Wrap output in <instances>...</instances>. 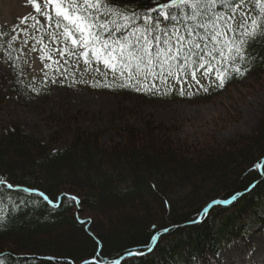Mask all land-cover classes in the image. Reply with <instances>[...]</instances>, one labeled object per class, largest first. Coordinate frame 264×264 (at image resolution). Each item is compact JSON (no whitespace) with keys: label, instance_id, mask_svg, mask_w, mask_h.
Masks as SVG:
<instances>
[{"label":"trees","instance_id":"trees-1","mask_svg":"<svg viewBox=\"0 0 264 264\" xmlns=\"http://www.w3.org/2000/svg\"><path fill=\"white\" fill-rule=\"evenodd\" d=\"M156 1L116 3L144 14ZM41 33L44 43L50 40L44 30L36 32V36L39 38ZM248 52V64L264 74V36L252 42ZM234 74L229 72L223 87L228 88ZM113 87L118 88L114 83ZM27 91L29 82L15 72L14 79L0 93V109L8 97L18 98ZM152 126L148 133L152 131L156 138L139 140L132 132L122 133L123 137L119 133L126 145L112 147L101 146L102 131H76L55 152L52 147L59 138L38 140L19 127L0 128V180L4 182L0 184V264H76L73 259L61 257L81 258L87 254L80 239L62 237L64 241L56 243L55 238H41L67 224L79 226L72 221L75 201L65 195L76 198L80 208L104 212V216L121 205L135 203L143 204L137 208L139 211L156 208L162 214L173 212L156 223L146 224L138 217L118 221L102 240L90 237L98 263H112L128 253H144L154 238L168 229L151 253L126 258L121 264H213L224 245L246 233L242 221L246 213L251 212L254 220H259L257 225L264 229V164L261 174L258 170L264 159V121L254 138L227 146L213 161L198 154L195 161L188 160L182 152L186 147L180 148L163 135L168 129ZM233 174L237 178L232 179ZM256 182L249 193L228 206H213L196 222L208 205L242 194ZM70 185L77 186V191L68 189ZM17 187L40 191L53 205L36 195L14 191ZM65 189L76 194L64 192ZM60 196H64L62 203L56 207ZM44 253L49 255H38Z\"/></svg>","mask_w":264,"mask_h":264},{"label":"rangeland","instance_id":"rangeland-1","mask_svg":"<svg viewBox=\"0 0 264 264\" xmlns=\"http://www.w3.org/2000/svg\"><path fill=\"white\" fill-rule=\"evenodd\" d=\"M25 15H36L28 0H0V32L7 34L5 40L10 37L13 29L19 30L23 27L16 25V20ZM31 43L29 41V45L24 47L23 57L17 58L20 54L15 48L12 50V57L13 61L27 67L29 78L40 81L39 79H43L50 70L45 68L49 61L45 59L42 62L39 49L37 48L36 52L30 50ZM59 57L53 56V59L59 60ZM19 66L22 67L20 64ZM246 66L249 70L244 75H238V79L228 88L213 92H207L213 82L210 75L204 78L198 73L201 83L198 85L188 78L190 83L184 85L183 90L190 94L181 96L180 85L171 87L166 95L136 91L132 88L126 91L106 88L105 82L112 79L105 77L104 73L109 70L102 63L93 62L90 66L93 69L84 71L83 60L79 63H76L75 59L67 64L60 62V71L53 74L43 90L38 89L39 94L28 92L18 98L8 97L0 109V128L19 127L38 140L59 138L52 147L55 152L67 141L69 135L76 131H102L101 146L112 147L114 144L126 145L120 139L119 133L122 135L124 132H132L139 140L156 138L157 135L152 131L148 133V127L153 128L154 125L168 129L163 135L180 148L186 147L182 152L190 158L188 160L195 161L198 156H205L213 161L227 146L254 138L264 121V74H260L248 64ZM53 67L56 68L57 65L53 64ZM74 71L75 74L69 76ZM65 77L69 83H65ZM12 79L13 69L4 61L3 50L0 49V93H4L6 84ZM53 80L57 82L53 83ZM161 87L163 89V86ZM204 87L208 90L204 91ZM137 146L141 147L142 144L137 143ZM230 177L235 179L237 175ZM76 188L78 187L70 185L68 189L77 191ZM68 189L64 192L74 193ZM128 205H121L106 216L103 215L104 212L89 211L76 205L71 211L74 214L72 221L82 224L77 227L73 224L61 226L55 231L58 236L49 233L50 235L41 238H55L56 243L69 237H73L72 240L80 239L81 248H84L87 254L81 258H61H70L74 263L81 264L83 259L95 260L97 256L94 242L91 244L88 239L92 237L102 240L115 222L138 217L146 224L148 221L156 223L173 214L172 211L162 214V211L156 208L139 211L137 208L143 206L139 203ZM136 212L140 216H137ZM253 216L250 212L242 217L244 227H247L246 233L237 241L223 246L217 259L218 264H264V229L257 225L259 220H254ZM104 251L105 248L102 253Z\"/></svg>","mask_w":264,"mask_h":264},{"label":"snow or ice","instance_id":"snow-or-ice-1","mask_svg":"<svg viewBox=\"0 0 264 264\" xmlns=\"http://www.w3.org/2000/svg\"><path fill=\"white\" fill-rule=\"evenodd\" d=\"M28 3L36 12L31 17L34 23L29 25V17H22L24 27L13 29L7 40V34L0 32L4 61L15 68L12 50L20 54L17 58L23 57L31 40L30 50L36 52L40 45V60L49 61L45 68L55 64L57 72L60 60H54L52 53H58L65 64L68 57L76 63L83 60L84 71L93 62L102 63L113 74V81L105 82L106 88L114 83L120 88L166 95L174 84H180L183 96L190 94L183 90V85L190 83L189 77L201 83L198 73L204 78L215 73V80L223 87L229 72L244 75L249 70V45L264 36V0H256L261 7L255 14L252 0H166L144 14L120 6L116 0ZM40 16L45 25H41ZM29 27L36 32L43 27L52 43L60 47L49 51L43 33L38 38L28 32ZM22 34L28 39H22ZM17 44L20 47H15ZM33 91L39 94L37 89Z\"/></svg>","mask_w":264,"mask_h":264},{"label":"water","instance_id":"water-1","mask_svg":"<svg viewBox=\"0 0 264 264\" xmlns=\"http://www.w3.org/2000/svg\"><path fill=\"white\" fill-rule=\"evenodd\" d=\"M206 211H207V209L204 212H206Z\"/></svg>","mask_w":264,"mask_h":264}]
</instances>
